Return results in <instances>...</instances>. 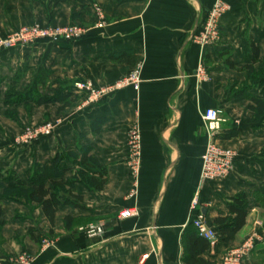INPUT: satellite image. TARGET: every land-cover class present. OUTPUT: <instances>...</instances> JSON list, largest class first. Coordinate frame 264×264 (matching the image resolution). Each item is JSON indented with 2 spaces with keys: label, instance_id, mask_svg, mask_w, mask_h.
I'll list each match as a JSON object with an SVG mask.
<instances>
[{
  "label": "crops",
  "instance_id": "0c3cea01",
  "mask_svg": "<svg viewBox=\"0 0 264 264\" xmlns=\"http://www.w3.org/2000/svg\"><path fill=\"white\" fill-rule=\"evenodd\" d=\"M225 1L230 10L221 21V40L204 51L191 37L215 0H70L57 7L47 1H0V38L26 24L84 26L78 39L0 47V169L12 173L8 185L29 183L34 163L55 179L51 165L59 151H88L108 170L101 191L75 184L81 207H60L54 226L37 204L0 194L2 263L14 264L10 255L26 251L35 257L32 264H184L182 236L192 222L193 197L199 196L207 223L217 228L215 218L226 216L230 199L244 193L246 225L235 240L220 239L204 257L218 263L257 229L255 248L243 264H264V116L257 118L249 108L251 96L262 97L263 85H253L242 70L252 61L244 50L247 41L259 48L255 69H264V0ZM94 4L104 14L102 27ZM76 13L81 14L74 19ZM137 67L139 89L128 85L91 100L87 90L75 87L89 81L101 89ZM38 77L44 80L36 87L40 95L68 96L70 105L59 110L56 99L42 105L31 99L6 103L9 91L29 90ZM208 108L224 119L218 140L236 153L223 179H200L208 141L201 112ZM57 116L61 120L49 135L29 143L18 139L23 128ZM134 127L142 137L137 187L128 166V132ZM77 167L61 161L60 168L68 169L64 181ZM132 207L137 217H119ZM67 216L73 219L70 228ZM89 219L103 220L102 236L89 237L74 224ZM47 232L57 238L41 249Z\"/></svg>",
  "mask_w": 264,
  "mask_h": 264
},
{
  "label": "trees",
  "instance_id": "16d2710c",
  "mask_svg": "<svg viewBox=\"0 0 264 264\" xmlns=\"http://www.w3.org/2000/svg\"><path fill=\"white\" fill-rule=\"evenodd\" d=\"M1 1V0H0ZM30 1H47L54 7L61 3H68L70 0H30ZM81 2V0H76ZM85 6L81 3V8ZM74 19L80 16V13L73 15ZM244 50L252 53V61L242 67L247 73V79L253 84L263 85L262 97L251 96L252 104L249 108L252 109L257 118L264 116V69L256 70L255 64L259 61V48L253 41H247L244 45ZM227 64L235 68V65L226 60ZM40 77V76H39ZM36 79L33 87L26 91H9L6 96V103L12 105L21 100L31 99L35 103L42 105L56 99L62 103L59 110H62L70 105L68 96L54 98L40 95L36 87L39 83L44 84V80ZM234 134V133H233ZM230 134H226V137ZM225 137V138H226ZM68 159L74 164H77L73 176L64 181V175L68 169H61L60 163L62 160ZM51 170L54 172V178L46 173V168L38 163H34L29 176V183L18 181L17 184L10 186L8 182L12 180L13 175L10 171L4 172L0 169V194L3 198L18 200L25 204H37L43 210L45 216L52 226H54L56 214L60 207L65 205L80 206L83 197L76 193L75 184L81 183L91 191H101L108 180L107 168L88 151L78 152L76 150L59 151L53 159ZM47 180L51 181V186L48 187ZM247 200L244 193H239L232 197L229 202V212L226 216H218L214 223L217 228L220 239L230 242L236 239L237 234L246 225L248 212L246 210ZM3 203L0 200V226L5 223L2 220ZM73 219L69 216L65 218L66 227L70 228ZM182 244L184 252L182 261L184 264H212L211 261L204 257V254L211 249L209 240L201 236L193 225L189 223L182 236Z\"/></svg>",
  "mask_w": 264,
  "mask_h": 264
},
{
  "label": "built area",
  "instance_id": "2783aa9c",
  "mask_svg": "<svg viewBox=\"0 0 264 264\" xmlns=\"http://www.w3.org/2000/svg\"><path fill=\"white\" fill-rule=\"evenodd\" d=\"M94 11L99 15V27L104 24V14L99 5H93ZM230 5L225 0H215L213 6L208 10L207 16L200 29L192 34V41L198 44L202 51L216 45L222 36L221 21L222 18L229 12ZM84 31L82 28L76 27H59L53 26L50 28H41L36 26L34 30H25L21 33H16L8 37L7 43L10 46H17L19 44H29L37 39L47 40H60V39H78L82 37ZM203 73V68L199 69ZM141 82V68L137 67L128 76L115 84L103 87L101 89H94L92 83L77 82L75 87L79 90H87L90 93L91 100H98L100 97L109 94L117 89L131 85L135 89H139ZM201 118L205 124L207 133V144L201 155V180H215L226 178L233 169L235 163L236 153L232 148L222 147L219 144L218 136L222 134V123L224 119L220 116L218 110L214 108H208L201 112ZM55 127V124L49 122L42 127L35 129L33 137L37 139L41 135H49ZM27 130H31L27 128ZM128 147H129V170L131 179L135 183V187L138 186L140 178L141 164H142V137L140 130L137 127L130 129L128 132ZM136 193V189L133 190ZM133 195V194H132ZM190 212L192 214V223L198 230L199 234L209 240L211 246H214L219 240L220 236L216 229L211 227L205 218L203 211L201 210V201L199 196L196 195L192 199L190 205ZM120 217L137 216L138 213L135 207L126 208L121 211ZM87 233L90 237L102 236L104 229L101 224L91 225L87 229ZM258 237V236H257ZM257 237L252 236L243 251L237 249L233 252L228 263L225 264H241L245 256L255 248ZM44 244L48 243L46 239L42 241ZM0 264H3L0 260ZM25 264V263H22Z\"/></svg>",
  "mask_w": 264,
  "mask_h": 264
},
{
  "label": "rangeland",
  "instance_id": "374dc122",
  "mask_svg": "<svg viewBox=\"0 0 264 264\" xmlns=\"http://www.w3.org/2000/svg\"><path fill=\"white\" fill-rule=\"evenodd\" d=\"M8 5L7 1H5V8L6 6ZM95 12V11H94ZM96 13V12H95ZM81 14V13H80ZM97 14V13H96ZM98 16V20H100L101 17ZM104 16V15H103ZM105 18V17H104ZM36 26L38 27H41V28H50V27H53V26H59V27H76V28H84V26L82 25V23H79L77 21H71L70 23L66 24V25H47V26H43V25H40L38 23H33V24H26V25H21L20 27H18L17 29H14L13 31H10L5 37H1L0 38V47H14V46H10L8 44H4V43H7L8 41V37L16 34V33H21L22 31H25V30H34L36 29ZM38 40H45V39H37L35 40L34 42L32 43H35L36 41ZM54 41V40H52ZM56 41V40H55ZM115 84V83H114ZM113 85V84H111ZM111 85H108V86H111ZM106 86V87H108ZM90 94V93H89ZM90 97V96H89ZM61 118L59 116H57L56 118H54L53 120L52 119H48L47 121H44L42 123H38L36 125H32L30 126L31 130H27V128L29 129V127H26V128H23V130L19 133V136H18V139L20 141H23V142H33L35 140V138L33 137V132L35 131V129L39 128V127H42L44 124L46 123H53L55 125L59 124ZM33 131V132H32ZM219 144L222 146V147H228V146H225L223 145L220 141H218ZM230 148V147H229ZM194 198V197H193ZM192 202V201H191ZM263 207H264V202L262 203ZM33 206H31L32 208ZM34 208V207H33ZM125 210V209H124ZM123 211V210H122ZM137 211V209H136ZM137 213L139 214V212L137 211ZM121 212L119 213V217L121 216L120 215ZM138 216V215H137ZM135 216V217H137ZM130 217H133V216H126V217H120L122 219H127V218H130ZM263 222V221H262ZM74 224H77L78 225V230L83 232L85 235H88L87 233V229L91 226V225H95V224H101L103 226V229H104V233H105V227H104V222L103 220H96V219H89V220H85V221H75ZM259 232L257 231V229H254L252 230L240 243L239 245L236 247V248H233L231 250H229L228 252L225 253V255H223V257L221 258V260L217 263V262H214L213 264H225V263H228L227 261L230 260L233 252L237 249H240V251H243L244 249V246H246V244L248 243L249 239L254 236V237H257L259 234ZM89 236V235H88ZM90 237V236H89ZM95 237V236H94ZM97 237V236H96ZM55 238H57V235L55 234L54 235H51L49 232H47L45 235H43V237L41 238V242L43 241V239H46L48 241V243L44 244L42 242V247L41 249H45L49 246H51L54 241H55ZM11 256V262L14 263V264H22V263H25V264H32L33 261H34V255L26 252V251H22V252H19L15 255H10ZM249 254L247 256L244 257V259L242 260V263H244V261L246 260V257H248ZM262 262H264V259L262 258L261 259ZM4 264V263H3Z\"/></svg>",
  "mask_w": 264,
  "mask_h": 264
}]
</instances>
